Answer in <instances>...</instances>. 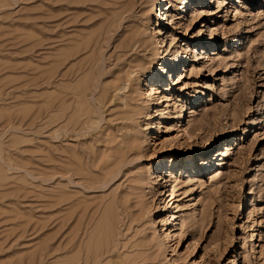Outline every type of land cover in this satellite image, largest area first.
I'll return each instance as SVG.
<instances>
[{"label":"rangeland","instance_id":"1","mask_svg":"<svg viewBox=\"0 0 264 264\" xmlns=\"http://www.w3.org/2000/svg\"><path fill=\"white\" fill-rule=\"evenodd\" d=\"M0 264H264V0H0Z\"/></svg>","mask_w":264,"mask_h":264},{"label":"bare ground","instance_id":"2","mask_svg":"<svg viewBox=\"0 0 264 264\" xmlns=\"http://www.w3.org/2000/svg\"><path fill=\"white\" fill-rule=\"evenodd\" d=\"M162 1L164 2L165 0H162ZM157 10H158V9H157ZM158 11H159V10H158ZM139 48H140V46H139ZM139 48H138V49H139ZM164 53H165V52H164ZM162 70H163V72H164L165 67H164ZM168 71H169V70H168ZM123 81H124V80H120L119 84H118L117 86H115V87L113 88V90H114V91H117V90H118V91H120V90L122 91V90L124 89L125 86L123 87V85L120 84V83L123 82ZM147 82H148V81H147ZM148 88H149V87H148ZM150 88H151V87H150ZM121 91H120V92H121ZM149 91H150V90H149ZM150 92H151V91H150ZM181 111H182V110H181ZM180 114H181V113H180ZM167 117H168V115H167ZM179 117H180V116H179ZM153 130H154V129H153ZM155 130H156V129H155ZM158 180H159V179H158Z\"/></svg>","mask_w":264,"mask_h":264}]
</instances>
